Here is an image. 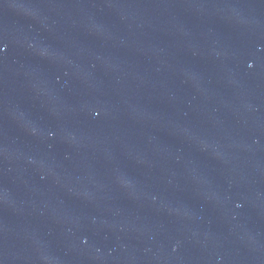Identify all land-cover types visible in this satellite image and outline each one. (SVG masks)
<instances>
[{
  "label": "water",
  "instance_id": "95a60500",
  "mask_svg": "<svg viewBox=\"0 0 264 264\" xmlns=\"http://www.w3.org/2000/svg\"><path fill=\"white\" fill-rule=\"evenodd\" d=\"M0 264H264V0H0Z\"/></svg>",
  "mask_w": 264,
  "mask_h": 264
}]
</instances>
